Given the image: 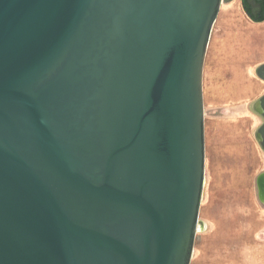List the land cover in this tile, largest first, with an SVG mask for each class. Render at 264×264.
Returning a JSON list of instances; mask_svg holds the SVG:
<instances>
[{
  "label": "water",
  "instance_id": "obj_1",
  "mask_svg": "<svg viewBox=\"0 0 264 264\" xmlns=\"http://www.w3.org/2000/svg\"><path fill=\"white\" fill-rule=\"evenodd\" d=\"M228 1L0 0V264H190Z\"/></svg>",
  "mask_w": 264,
  "mask_h": 264
},
{
  "label": "rangeland",
  "instance_id": "obj_2",
  "mask_svg": "<svg viewBox=\"0 0 264 264\" xmlns=\"http://www.w3.org/2000/svg\"><path fill=\"white\" fill-rule=\"evenodd\" d=\"M261 64L264 23L240 0L222 2L203 65L204 185L190 264H264V150L254 135L264 119L253 108L264 95Z\"/></svg>",
  "mask_w": 264,
  "mask_h": 264
},
{
  "label": "flooded vegetation",
  "instance_id": "obj_3",
  "mask_svg": "<svg viewBox=\"0 0 264 264\" xmlns=\"http://www.w3.org/2000/svg\"><path fill=\"white\" fill-rule=\"evenodd\" d=\"M240 2L244 13L250 21L254 23L264 22V0H240ZM258 73L264 79V66L261 67ZM258 107L260 109L259 114L264 119V96L258 101ZM260 135L262 136L261 142L264 147V127L260 130Z\"/></svg>",
  "mask_w": 264,
  "mask_h": 264
},
{
  "label": "bare ground",
  "instance_id": "obj_4",
  "mask_svg": "<svg viewBox=\"0 0 264 264\" xmlns=\"http://www.w3.org/2000/svg\"><path fill=\"white\" fill-rule=\"evenodd\" d=\"M256 186H257V194L259 198L261 199V201L262 200L264 201V174L258 177L256 181ZM199 225H200V222H198V228H199Z\"/></svg>",
  "mask_w": 264,
  "mask_h": 264
},
{
  "label": "crops",
  "instance_id": "obj_5",
  "mask_svg": "<svg viewBox=\"0 0 264 264\" xmlns=\"http://www.w3.org/2000/svg\"><path fill=\"white\" fill-rule=\"evenodd\" d=\"M243 9V8H242ZM244 11V10H243ZM262 23H264V22H262ZM262 23H257V24H262Z\"/></svg>",
  "mask_w": 264,
  "mask_h": 264
}]
</instances>
